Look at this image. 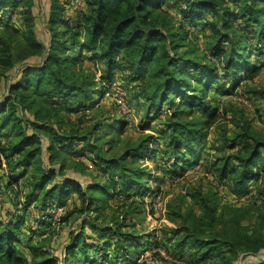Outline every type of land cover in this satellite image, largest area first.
Instances as JSON below:
<instances>
[{"label": "trees", "instance_id": "obj_1", "mask_svg": "<svg viewBox=\"0 0 264 264\" xmlns=\"http://www.w3.org/2000/svg\"><path fill=\"white\" fill-rule=\"evenodd\" d=\"M77 2L82 7L68 16ZM46 3L44 41L38 33L42 0H0V180L16 200L14 211L0 219V264H141L146 251L163 248L177 263L187 252L195 264L213 258V264H236L243 255L264 254V206H253L256 222L245 226L243 208L236 209L242 217L220 215L219 204L202 192L191 196L200 216L173 201L167 212L177 227L174 255L159 236L125 231L106 213L126 205L125 219L134 217L149 205L146 196L160 193V171L176 180L198 165L220 185H231L238 203L264 204V132L242 111H234L242 126L224 137L232 153L200 164L203 144H196L218 120L207 93L216 87L231 95L264 67V0ZM202 37L204 49L197 44ZM119 75L144 101L141 133L165 120L158 132L169 134L163 151L150 134L138 144H117L130 127L127 120H103L90 129L81 118L71 121V115L102 108L106 96H119ZM250 94L264 97L257 89ZM108 128L113 131L96 135ZM151 159L164 166L150 168ZM70 223L78 228L61 256L54 255L46 249L54 226Z\"/></svg>", "mask_w": 264, "mask_h": 264}, {"label": "rangeland", "instance_id": "obj_2", "mask_svg": "<svg viewBox=\"0 0 264 264\" xmlns=\"http://www.w3.org/2000/svg\"><path fill=\"white\" fill-rule=\"evenodd\" d=\"M47 0H42V8L38 10L40 12V20L38 23V33L42 40H48L49 35L46 33L45 29V21L47 14ZM82 7L78 2L75 6L68 11V16H74L75 9ZM175 15V14H174ZM197 44L201 49L205 47V39L202 37L197 41ZM200 56H202L200 54ZM254 61V58L251 59ZM263 63V60L261 61ZM85 67L92 68L97 70V67L92 65L91 63L86 62ZM100 76V75H99ZM118 83L116 84V95L110 97L111 100H102V108L95 107L91 110H88L81 115H71L70 119L72 122L78 123L79 118L82 120L83 128L90 129L95 124L101 123L103 120H107V123H112L114 120L123 119L127 120L130 123V127L127 129L123 138L117 142V144H138L145 136L152 135L153 138H156L152 141L151 144H154V148L159 150L166 149V144L169 142V134L161 135L159 134V130H163V124L165 120H157L155 124H153V128L151 131L147 133H141L138 129V122L142 118H145V108L143 109L144 101L138 100L136 98V91L132 90L131 87H128L124 84L121 75H119ZM126 87V88H125ZM254 89L260 90L264 92V67L259 69L254 75L253 80H249L246 78L243 80L241 87L235 89L231 95H224L220 91L216 89V87L212 88L211 91L207 93L206 102L210 106L211 110L216 109L218 112V120L214 124V126L207 131V138L205 141L196 142V144H203L201 148V156H200V164L210 160H215L217 157L222 156L223 153H232L229 148L224 145V137L232 136L233 133L237 132L239 128L242 126L243 118L240 113L234 114L235 110L242 111L245 115V118L248 122L252 124V126L260 132H264V97L261 95L255 97L253 95H247L249 91H253ZM5 94V93H4ZM2 95V93H1ZM245 96H248L250 100H245ZM239 104V105H238ZM142 106V107H141ZM168 106L164 109L167 110ZM203 107L200 108L202 110ZM199 109H196V112H201ZM140 116H139V115ZM81 116V117H80ZM188 114L184 117H187ZM29 118H33L29 115ZM143 120V119H142ZM104 121V122H105ZM113 131L112 128L104 129V131L97 132V136L103 135L104 132ZM45 160L48 163V155L45 154ZM83 161L91 166V163L88 159H83ZM170 164H174L173 161H170ZM156 164L163 165V161L157 159H151L146 165L150 168H154ZM162 168V167H161ZM2 175V169L0 168V176ZM69 176L78 177L75 173L68 171ZM159 186L161 201L156 204V209L153 212L151 210L150 204L146 207H139V214H136L134 217H128L125 219V215L123 214V209L126 205L119 206L118 210L108 209L106 213L111 216L109 220H114L115 223H124L126 226L124 228L125 231H135L140 234H152L153 236H159L162 238L164 247L170 251V254L174 255L175 252V243L173 240L172 230L176 227V224L170 221L167 212V206L171 205L173 201L181 203V207L187 210L193 211L197 216L201 215V211L199 208V204L192 199V195L196 192H202L205 196H210L215 200L220 206L219 214H237L242 217V212H246L245 221L243 224L245 226H253L256 222L255 210H253V206L262 207L264 204L259 200L247 201V199L242 200V202L238 203L237 200L234 199L231 193V185L222 186L217 180L218 177L212 176L208 173V170L205 167H201L200 165L196 167H189L185 174L179 179H171L163 174L162 171L159 173ZM84 180L93 181V177L87 176ZM153 188H156V184H150ZM158 186V184H157ZM254 192L256 190V186L252 189ZM145 201L150 203L152 201L151 196L148 195L145 198ZM15 194L11 193L7 189L4 188L3 181L0 180V219L7 218V211H14L15 207ZM247 201V202H245ZM131 204V203H128ZM127 204V205H128ZM228 206V207H227ZM243 208L242 212H237L236 209ZM141 210V212H140ZM158 210V211H157ZM170 212V210H169ZM61 214V211L57 212L56 217ZM30 224V223H29ZM34 229L37 228V225H33ZM77 224H66V225H55L54 230L51 233L52 235L49 237L50 241L48 243L49 249L54 255L61 256L62 252V244L65 243L70 235V232L77 230ZM49 236V235H46ZM158 252V253H157ZM158 254L159 257L156 255ZM213 260L207 261V264H213ZM264 260V254L259 256L252 255H243L240 257L239 261L236 264H253L257 260ZM141 264H195L190 259V253H185L183 258V263H177L174 261V258H171L166 251L163 249L160 250H148L144 253L142 257Z\"/></svg>", "mask_w": 264, "mask_h": 264}, {"label": "built area", "instance_id": "obj_3", "mask_svg": "<svg viewBox=\"0 0 264 264\" xmlns=\"http://www.w3.org/2000/svg\"><path fill=\"white\" fill-rule=\"evenodd\" d=\"M150 196H151V199H152V201L150 202V203H148V204H150V206H151V210L154 212L155 211V209H156V204H158L160 201H161V196L159 195V193L158 192H153V194L151 193V194H149ZM147 202V201H146ZM158 211V210H157Z\"/></svg>", "mask_w": 264, "mask_h": 264}]
</instances>
